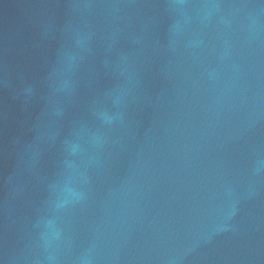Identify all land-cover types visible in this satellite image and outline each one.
Returning <instances> with one entry per match:
<instances>
[{
    "label": "water",
    "instance_id": "obj_1",
    "mask_svg": "<svg viewBox=\"0 0 264 264\" xmlns=\"http://www.w3.org/2000/svg\"><path fill=\"white\" fill-rule=\"evenodd\" d=\"M0 264H264V0H0Z\"/></svg>",
    "mask_w": 264,
    "mask_h": 264
}]
</instances>
